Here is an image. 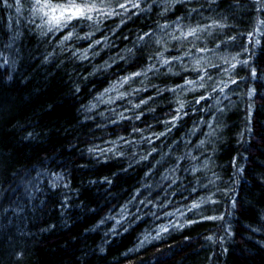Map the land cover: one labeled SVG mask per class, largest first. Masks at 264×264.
<instances>
[{
	"label": "trees",
	"instance_id": "obj_1",
	"mask_svg": "<svg viewBox=\"0 0 264 264\" xmlns=\"http://www.w3.org/2000/svg\"><path fill=\"white\" fill-rule=\"evenodd\" d=\"M76 3L0 0V264H264V0Z\"/></svg>",
	"mask_w": 264,
	"mask_h": 264
},
{
	"label": "snow or ice",
	"instance_id": "obj_2",
	"mask_svg": "<svg viewBox=\"0 0 264 264\" xmlns=\"http://www.w3.org/2000/svg\"><path fill=\"white\" fill-rule=\"evenodd\" d=\"M20 0H16V3L19 4ZM4 3H7V0H4ZM35 3L37 5H40L39 8L36 9L37 12L43 13V16L47 17L46 23L59 29L60 27H66L68 23H70L74 19H81V18H87V19H92L91 13L95 9L94 4H87V3H76V0H70V3H68L67 6L64 5H57V6H52L49 3V0H44V3H41V0H35ZM11 5H9L10 7ZM121 7H125L123 4L120 5ZM134 7H139L138 4H134ZM45 9H48V11H45ZM19 8H17V11L19 12ZM52 28H49V31H51ZM197 29H192L191 31L185 33V37L187 36H194L196 33ZM72 37V33L69 32L63 39L64 40H69ZM165 64L170 63L168 60H164ZM235 67V65H233ZM134 75H141V73H135ZM127 79L130 78H125L124 82H127ZM203 79V77H201ZM187 83H193V81H187ZM235 83V81H233ZM223 91V89H221ZM207 97H201V99H206ZM199 103V101H197ZM139 105H137L138 107ZM198 204H193L192 207L196 208L198 207ZM210 219H215V217H210ZM166 231L167 229H163Z\"/></svg>",
	"mask_w": 264,
	"mask_h": 264
}]
</instances>
